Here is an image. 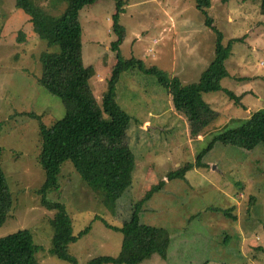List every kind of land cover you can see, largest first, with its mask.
I'll list each match as a JSON object with an SVG mask.
<instances>
[{
  "label": "rangeland",
  "instance_id": "obj_1",
  "mask_svg": "<svg viewBox=\"0 0 264 264\" xmlns=\"http://www.w3.org/2000/svg\"><path fill=\"white\" fill-rule=\"evenodd\" d=\"M121 24L126 39L124 58L157 65L184 84L194 83L216 55L217 35L204 23L195 0H124ZM42 13L61 16L67 3L38 0ZM117 0H97L80 11L84 64L93 66L90 85L97 102L107 90L116 54L113 15ZM215 25L233 45L227 61L229 77L223 87L243 96L236 105L226 92L204 94L221 113L201 135L190 138L185 118L173 110L167 90L154 76L124 72L117 99L131 116V154L127 161L107 165L89 183L66 161L59 177L60 201L70 217L73 234L89 232L67 246L78 264L99 256L117 257L122 251L121 228L138 203L161 187L143 206L144 224L168 232L166 255H154L141 264H264V144L248 150L217 143L182 179H168L174 170L195 162L198 154L221 133L250 120L264 123V15L260 3L212 0ZM24 31L27 41L21 42ZM46 43L32 32L28 15L18 0H0V144L3 166L15 206L0 229V237L29 230L39 250V264H69L54 253L53 211L41 203L38 190L46 174L38 160L40 119L50 125L65 114L60 98L39 82L40 55ZM30 113V115H29ZM232 210L236 219L226 216ZM105 223L108 225L106 226Z\"/></svg>",
  "mask_w": 264,
  "mask_h": 264
},
{
  "label": "trees",
  "instance_id": "obj_2",
  "mask_svg": "<svg viewBox=\"0 0 264 264\" xmlns=\"http://www.w3.org/2000/svg\"><path fill=\"white\" fill-rule=\"evenodd\" d=\"M37 1L18 0V7L28 15L33 34L44 41L48 49L57 48L40 55L42 71L39 82L51 94L60 98L65 108L64 116L50 125L41 121V115L31 114L40 119L41 149L38 160L46 174L38 194L42 205L54 212L51 219L54 253L69 264H78L68 255L67 246L87 234L89 227L78 237L75 236L66 206L60 201L50 200L48 195L52 192L59 194V177L66 161H71L81 178L91 184L107 165L120 164L129 158L132 116L121 107L116 92L123 73L142 71L154 76L167 90L173 110L185 118L190 138H196L221 115L204 100V94L223 91L236 105L243 106V96L225 89L223 81L229 77L227 61L232 55L233 45L243 43L244 38L231 39L226 45L225 35L217 28L210 13L212 0H195L196 9L204 23L217 35L216 55L197 82L184 84L179 78L170 77L157 65L146 67L143 60L122 56L121 46L127 32L121 24V15L126 3L117 0V10L112 18L115 40L109 46V50L116 54L117 61L110 71L107 90L102 94L99 104L90 85L93 66L84 64L83 60V29L80 22V11L95 4L97 0H61L67 3L61 16L42 13L36 8ZM244 1L259 2L260 13L264 15V0ZM19 39L21 42L27 41L24 31ZM219 142L251 150L258 143L264 144V123L250 120L238 128L221 133L198 154L195 162L174 170L168 179H182L187 170L206 166L204 155ZM160 187L161 184L153 188L138 203L131 219L121 228L112 227L120 230L124 236L120 255L115 258L95 257L87 264H141L156 254L163 257L166 255L170 241L168 232L146 225L141 220L143 206ZM13 206L15 199L4 170L3 147L0 144V229L8 220ZM232 210H226V216L236 219ZM38 250L32 233L27 229L0 237V264H39L36 258Z\"/></svg>",
  "mask_w": 264,
  "mask_h": 264
}]
</instances>
